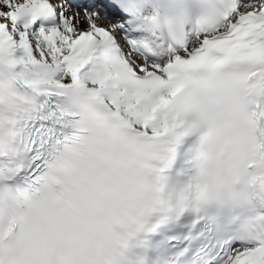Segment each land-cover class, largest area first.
Returning <instances> with one entry per match:
<instances>
[{
	"label": "snow or ice",
	"instance_id": "6c2138e0",
	"mask_svg": "<svg viewBox=\"0 0 264 264\" xmlns=\"http://www.w3.org/2000/svg\"><path fill=\"white\" fill-rule=\"evenodd\" d=\"M0 264H264V0H0Z\"/></svg>",
	"mask_w": 264,
	"mask_h": 264
}]
</instances>
